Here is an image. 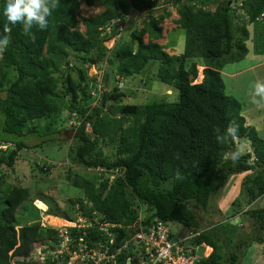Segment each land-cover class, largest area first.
I'll use <instances>...</instances> for the list:
<instances>
[{
	"label": "trees",
	"instance_id": "1",
	"mask_svg": "<svg viewBox=\"0 0 264 264\" xmlns=\"http://www.w3.org/2000/svg\"><path fill=\"white\" fill-rule=\"evenodd\" d=\"M3 2L0 0V8ZM51 2L55 7L47 17L48 27L41 31L34 25L31 36L24 34L22 25L12 26L0 14V34L7 31L11 37L10 46L0 52V67L16 73L5 97H0V117L4 133L19 137L36 134L35 128L27 133L24 129L33 121L56 114L61 97L69 99L71 111L67 119L75 113L80 121L77 129H71L76 140L71 151L74 162L87 173L98 175L95 170L103 168L106 174L100 177L98 185L89 177L75 176L73 185L80 187L82 197L72 202L70 213L64 217L70 219L78 208L84 216L90 218L94 212L120 225L121 228L110 230L113 252L128 243L132 235L128 227L135 224L142 209L144 215L177 223L186 229V234H193L184 244L211 248L210 255L196 264H236L239 257L234 252L226 253L220 235H210L212 230L218 232L225 226L218 223L211 230H200L193 210L206 211L229 176L248 173L241 182V196L232 206L254 221L253 242L262 244L264 209L251 210V206L264 196V148L255 129L247 126L242 104L225 93L222 69L247 56L246 42L250 36L254 35L252 46L256 49L252 52L264 54V47L257 46V41H264V37L256 34H264V20L256 21L264 15V0H166L167 4L177 5L179 17L175 23L185 31L180 55H170L165 45L157 43L163 38L162 23L170 16L153 14L160 0ZM81 2L88 7L99 4L105 9L101 14L81 19L84 33L79 31L77 19ZM209 5H215L214 9H207ZM129 14L130 19L139 14L145 18L142 27L133 28L126 37L129 18L125 16ZM120 19L125 26L118 34L116 21ZM113 23L112 34L104 36L105 29ZM115 36L117 40L113 42ZM110 44L113 47L109 48ZM154 61L159 65L156 77L168 87L165 99L175 97L167 92L177 90V101L124 105L128 94L115 84L111 92L103 94L98 107L91 105V66L111 64L118 82L139 76ZM197 61L203 69L196 82ZM73 71H77V80ZM57 76L62 78L64 87L59 96L55 95ZM102 80L107 88L112 78L103 71ZM230 127L237 129L234 136L228 134ZM244 139L251 142L253 153L241 154L239 144ZM1 145L14 149H0V172L13 169L18 153L29 149L22 142L14 144L0 139ZM101 145L117 146L112 161L102 158ZM114 169H119L121 175L109 185ZM168 183L169 188L164 187ZM29 198L30 190L21 186L11 187L4 197L5 207L0 213V264H31L27 259L33 249L58 235L54 228L42 229L38 222L18 231L14 229L17 209ZM245 207L248 210L243 212ZM240 212L229 219L238 217ZM80 232L73 231L72 236L78 239ZM90 236L102 243L108 240L96 230L89 231ZM239 245L248 248L251 243L242 238ZM75 246L72 242L69 247ZM120 256L117 264L135 263L132 254L122 252ZM67 259L39 264H67Z\"/></svg>",
	"mask_w": 264,
	"mask_h": 264
},
{
	"label": "rangeland",
	"instance_id": "2",
	"mask_svg": "<svg viewBox=\"0 0 264 264\" xmlns=\"http://www.w3.org/2000/svg\"><path fill=\"white\" fill-rule=\"evenodd\" d=\"M219 1L222 0H218V2ZM159 3L160 6L153 11V14L158 16L163 13H168L170 16L162 23L163 38L158 40L157 43L165 45L167 47L165 51L170 55H180L184 46L185 31L179 28L175 23L179 17L177 14L178 7L171 3L167 4L166 0H160ZM207 9L213 10L214 8L209 5ZM104 11L105 9L99 4L88 7L81 2L77 17L79 21V31L81 33H84L85 31L81 20L83 17H92L101 14ZM141 15L142 14H139L133 19H128V25L124 33L127 34L126 37L133 28L142 27V19L145 18V16ZM250 28L251 27L249 26V29ZM251 31L252 29H250V35ZM256 34L264 37V34H259L258 31ZM106 35L107 34L104 36ZM253 37L249 38L250 42H246L251 55L246 56L239 62L224 65L222 69V78L225 85V93L238 100L242 104L244 110L250 108L248 111L249 114H245L246 119H248L246 124L250 128L255 129L258 133V141L264 148V97L254 96L255 85L264 84V65H259L260 62L264 60V54H258L255 51L254 53L252 52L254 49V46L251 47ZM112 40L113 42L116 41V36ZM113 42H111V44H113ZM257 42L258 47H264V41L259 40ZM111 47H113V45L109 46V48ZM197 63L199 73L202 71L203 67L199 61H197ZM158 66L157 61L150 62L141 71L139 76H135L133 79H127V81H123L121 78V80L119 79L120 81L118 80L117 82L115 79L116 76L113 73L112 65L101 63L94 66V69L89 68L88 76L90 75V78L94 80L99 78L103 71L107 72L109 77L112 78V80H108L109 83L107 84V90L111 92L113 85L116 84L128 94L122 102L124 105L133 103L145 105L160 101H177V90L167 92L168 96H171V94L174 93L173 95L175 97L171 96L168 99H165V89L168 87L161 83L156 77ZM72 76L77 80V71H73ZM200 76L201 74H199V77ZM15 77L16 73L11 68L0 67L1 98L5 97L6 89L8 85L13 82ZM198 80L199 78L197 81ZM62 83V78L57 76L56 87L60 91L57 90L55 92L56 96H59L61 92H64ZM59 103L61 104L59 105L56 114L49 116L47 119L44 118L33 121L24 129V133H27L31 128H35L36 134H24L22 137H19L15 134L4 133L1 130L2 118L0 117V139L14 144L22 142L29 147V149H23L18 153V159L13 169L4 168L0 172V213L5 207V202L3 201L4 197L11 187L21 186L30 190L29 200L24 202L17 209L14 223V229L16 231L26 225H31L34 222H38L42 229L55 227L61 230L66 227H72V224L75 223L74 215L78 209L76 208L70 219H67L64 216L67 213H70V209L73 206L72 202H75L82 197L80 187H75L73 185L75 176L79 175L82 178L89 177L94 183L97 181V185L99 183V175L91 171L88 173L83 171L80 166L74 162L72 147L75 148L76 140L72 138L73 134L70 131V122L67 120L69 112L71 111L69 99L61 97ZM250 115L254 116L253 120L256 121V124L249 122ZM257 124L259 125L256 126ZM239 145L242 148L241 154H245L246 152L253 153L251 142L248 140H241V144ZM8 146L11 147V150L14 149V146ZM116 147V145L109 147L101 145L99 149L102 158L108 162L112 161L115 156ZM226 155H228V152ZM246 174L248 173L229 176L220 192L211 200V203H209L207 210L205 211L203 208H199L193 210V212L196 216L200 230H211V228L217 226L218 223H222V226H225L221 231H218L220 234L217 231L212 230L210 235L213 238L214 235H216L215 233L220 235L219 239H223V248L226 253L234 252L239 257L236 264H264V229L262 231L263 243L258 244L253 242V238L255 237L254 221L248 216L241 214L242 212H240L238 208L232 206V203L241 196V182ZM169 186L170 184L168 183L164 187L169 188ZM240 203L242 204L241 201ZM252 209H264V196L251 206V210ZM246 210H248V207L243 208L242 211L244 212ZM236 211L240 212L238 217H236V215L235 218L229 219V216ZM48 216L57 218L64 223L50 224L46 220V217ZM237 218H239L240 221L237 222ZM169 227L173 237L176 239H179L186 234V229L177 223H169ZM239 229L242 230V233H239V231H241ZM53 238L50 239L51 242H53L52 244L50 242H42V249L48 247L55 249L56 241H53L55 240ZM242 238H245L248 243H251L248 248L239 245V240H242ZM35 249H37V247L33 250ZM35 259L36 258L33 257H31V259L28 258L27 262L31 264H39L43 258L41 257L39 260Z\"/></svg>",
	"mask_w": 264,
	"mask_h": 264
},
{
	"label": "built area",
	"instance_id": "3",
	"mask_svg": "<svg viewBox=\"0 0 264 264\" xmlns=\"http://www.w3.org/2000/svg\"><path fill=\"white\" fill-rule=\"evenodd\" d=\"M129 17L130 14L125 16L126 19ZM262 20H264L263 14L256 19L258 22ZM116 24L119 34L124 29L123 20L116 21ZM113 25L114 23L107 27L104 34H112L111 28ZM93 67L91 66L90 68ZM106 91L107 88H105L102 75H100L99 78L94 79L93 88L89 92L92 99L91 105L98 107ZM67 120L70 122L71 129H77L80 125V121L76 120L75 113H72ZM5 148L0 146L2 150ZM96 171L99 175L105 173L103 168H97ZM120 175L119 170H112L109 185L116 176ZM74 216L75 223L72 224V227H66L61 230L54 227L58 231V235L53 240L56 241L55 249L48 247L44 248V250L41 244L32 252L30 258L33 257L36 258L35 260H39L42 257L43 259L40 262H44L46 260L54 261L68 257L67 264H117L118 259L122 258L120 256L121 253L125 252V254H132L136 257L135 263L132 262V264H196L201 258H207L212 251L210 247L205 245L192 246L184 244L194 235L185 234L181 238L176 239L173 237L169 223L155 216L151 217L149 214L144 215L142 209H139L135 224L128 227L131 229L132 235L127 242L131 244V247H128V243H126L112 252L111 247L114 245V240L110 230L121 228L120 225L108 222L94 212L90 218L84 216L81 210H78ZM146 220L149 222L145 223ZM69 229H74L75 232L81 231L80 237L78 239L74 238ZM91 230H96L101 238L106 240L108 238V240L102 243L91 236L88 238ZM48 242L53 243L51 240ZM72 242L76 244L74 248L69 247ZM126 260L131 263L129 258Z\"/></svg>",
	"mask_w": 264,
	"mask_h": 264
},
{
	"label": "clouds",
	"instance_id": "4",
	"mask_svg": "<svg viewBox=\"0 0 264 264\" xmlns=\"http://www.w3.org/2000/svg\"><path fill=\"white\" fill-rule=\"evenodd\" d=\"M54 7L55 5L51 2V0H4L3 6L2 8H0V14H2L3 17L7 20V22L12 26H15L17 24L22 25L24 34L31 36V29L33 28L34 25L38 26L39 30L41 31H44L48 27L47 17L51 15ZM10 44H11V37L9 34H7V31L4 34H0V52H3V50L6 47L10 46ZM200 73L201 72L198 73L197 79L199 78ZM254 96L264 97V84L255 85ZM254 102H258V101H254ZM227 131L229 135L234 136L236 134L237 129L235 127H230L227 129ZM71 132L74 135V131ZM3 146L6 147L3 151H6L7 148L9 147L5 145ZM233 158L235 159L237 157L234 156ZM105 174L106 173H103L102 175L99 174L98 175L99 177H102ZM69 230L71 233L75 231L74 229H69Z\"/></svg>",
	"mask_w": 264,
	"mask_h": 264
},
{
	"label": "crops",
	"instance_id": "5",
	"mask_svg": "<svg viewBox=\"0 0 264 264\" xmlns=\"http://www.w3.org/2000/svg\"><path fill=\"white\" fill-rule=\"evenodd\" d=\"M211 6H213V8L215 7V5H211ZM248 29H249V28H248ZM250 29H251V28H250ZM250 29H249V31H250ZM251 33H252V31H251ZM250 38H251V36H250ZM249 42H250V41H249ZM251 47H252V44H251ZM248 55H249V56L251 55L250 52L247 54V56H248ZM259 65H264V60H262V61L260 62ZM259 65H258V66H259ZM249 68H250V67H249ZM247 69H248V68H247ZM233 75H234V74H233ZM238 75H239V73H238ZM232 77H233V76H232ZM242 110H243V115H244V117H245V114H249L248 111L250 110V108H249L248 110H244V109H242ZM253 117H254V116H251V115H250L249 122H252L253 124H256V123H255L256 121L253 120ZM245 119H246V117H245ZM247 121H248V119H246V123H247ZM258 125H259V124H257L256 126H258Z\"/></svg>",
	"mask_w": 264,
	"mask_h": 264
},
{
	"label": "bare ground",
	"instance_id": "6",
	"mask_svg": "<svg viewBox=\"0 0 264 264\" xmlns=\"http://www.w3.org/2000/svg\"><path fill=\"white\" fill-rule=\"evenodd\" d=\"M199 79H200V77H199ZM46 220L50 224H63L64 223L61 220L59 221L57 218H53L51 216L46 217Z\"/></svg>",
	"mask_w": 264,
	"mask_h": 264
}]
</instances>
